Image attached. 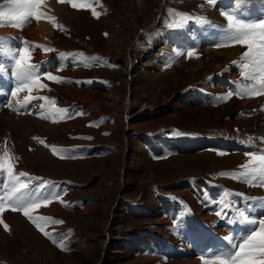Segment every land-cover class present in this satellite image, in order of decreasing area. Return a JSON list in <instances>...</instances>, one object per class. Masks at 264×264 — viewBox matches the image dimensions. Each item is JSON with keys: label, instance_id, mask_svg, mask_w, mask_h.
<instances>
[{"label": "rangeland", "instance_id": "obj_1", "mask_svg": "<svg viewBox=\"0 0 264 264\" xmlns=\"http://www.w3.org/2000/svg\"><path fill=\"white\" fill-rule=\"evenodd\" d=\"M51 1L55 46L48 53L35 49L31 62L63 82L42 77L45 87L31 94L46 99L27 109L19 107L27 91L11 95L18 87L13 56L19 47L31 50L21 41L29 39L25 32L34 21L19 33L0 29V122L25 131L17 142L1 130L0 156L7 151L16 172L64 190L63 204L53 201L33 215L63 222H49L45 230L67 250L21 212L6 210L0 264H203L200 257L210 250H228L225 237L247 228L217 217V202L235 200L241 209L252 204L250 215L264 217L252 199L264 198V187L219 175L243 171L246 153L262 149L233 141L261 131L256 108L243 104L257 101L248 93L262 91L264 76L262 66L244 67L246 46L215 45L225 35L222 13L258 21L264 0H88L84 8ZM229 91L232 97L217 99ZM26 117L28 126L17 123ZM53 146L77 158L61 159ZM4 182L0 177V190ZM229 214L238 216L235 208Z\"/></svg>", "mask_w": 264, "mask_h": 264}, {"label": "snow or ice", "instance_id": "obj_2", "mask_svg": "<svg viewBox=\"0 0 264 264\" xmlns=\"http://www.w3.org/2000/svg\"><path fill=\"white\" fill-rule=\"evenodd\" d=\"M59 2L69 3L73 8L90 7L88 0H59ZM239 3L240 0H237ZM246 3L247 0H244ZM208 3L215 4L216 0H208ZM45 4V0H4L0 4V24L7 22L14 28L22 29L24 26L35 19L40 21L41 18L55 19L54 17H47L41 11V6ZM93 16H97L95 10L92 12ZM187 20L194 19L189 14H180ZM226 17L227 24L223 28L225 35L222 40L218 42L215 47H226L231 45L246 46L247 50L242 54L241 61H248L244 67H249L250 64L264 67V18L258 21H246L238 16V14L222 13ZM198 19V18H197ZM107 35V34H106ZM5 38H0V41ZM22 44L27 45L26 40L21 41ZM35 47H40L36 45ZM18 55H14V68L12 75L16 78L18 87L11 93L16 97L20 92L27 91L29 95L24 97V103L20 104V108L27 109V105L37 99H46L44 97L33 96L31 93L37 87L44 88L45 85L40 83L42 77L49 81L63 82V78L54 75L51 71L39 73V65L32 63V51L27 46L19 47L15 50ZM50 51V49H45ZM182 55V53L178 54ZM195 55L194 50H189L187 56L189 58ZM237 63L236 61L233 64ZM0 65V69H3ZM39 73V74H38ZM237 95H242L236 93ZM249 95H264V91H252ZM234 95L233 91H229L226 95L218 97V100H227ZM11 107V105H8ZM43 109V105H40ZM19 111V108L16 109ZM30 111V110H29ZM58 111L65 113V118H70L67 115L66 109H58ZM42 115V113H40ZM45 119L47 117H44ZM264 142V138H260ZM43 143V141H41ZM53 154L60 153L61 159H75L76 155L71 150H58L55 146L52 148ZM223 154V153H221ZM250 157L247 164L242 165L244 169L239 173L224 172L219 175L229 176L238 181L248 183L250 186L264 187V148L258 151L246 153ZM14 157L10 156L7 151L0 156V177L4 178L2 190H0V215L6 210L12 212H21L32 223L35 224L37 229L41 231L46 237L52 240L53 244L61 247L62 250H67L66 245L59 243L54 238L52 233L45 230L47 224L63 223L62 221L53 220L50 217L34 216L33 213L38 211L41 207L49 206L53 201L59 200L62 204L64 201L61 199L62 192H57L56 189L59 185L56 182L43 180L40 177H32L25 172H16L15 165L13 164ZM6 174V177L5 175ZM25 179H21V178ZM33 181H39L35 188L31 185ZM230 191V190H226ZM231 194V193H230ZM241 198H245L244 194H239ZM258 199L259 205L264 207V198ZM218 207L219 210L215 215L221 219H226L231 224H241L247 228V232L239 236L229 235L225 237L228 242V250L215 251L210 250L200 259L203 264H264V217L256 218L250 215L252 204H249L246 209L237 207L235 200L231 203L224 202L222 206ZM67 206V205H65ZM235 208L238 216L230 215V211ZM0 224L6 231L9 226L0 219ZM206 256L210 258H206Z\"/></svg>", "mask_w": 264, "mask_h": 264}, {"label": "bare ground", "instance_id": "obj_3", "mask_svg": "<svg viewBox=\"0 0 264 264\" xmlns=\"http://www.w3.org/2000/svg\"><path fill=\"white\" fill-rule=\"evenodd\" d=\"M41 11L43 13L46 14L47 17H54L55 14L54 12H57V10L55 9V5L53 3V1H48V2H45V4L43 6H41ZM62 13L63 10L62 9H59V13ZM60 13V14H61ZM63 14V17H65V19L67 18V20L69 19V16L68 14ZM56 19H46V18H41L40 21H36L34 18H33V23L30 25L29 29L25 32L26 35L28 36L29 39H25L29 46H32L31 50H32V54H34V50L35 49H38L40 48L43 52L45 53H48L50 51H45V49H50L52 47L55 46V43L54 41L52 40L53 38V34H55V29L54 27L56 26ZM9 23H5L3 25V28H0L1 29V32L4 33V34H9V33H19L20 32V29H17V28H14L13 26H10L8 27ZM7 26V27H6ZM172 39L175 43H178L179 42V39H177L176 37H173L172 36ZM58 40V39H57ZM17 41V40H16ZM212 39H209V42L211 43ZM208 42V43H209ZM207 43V44H208ZM209 43V44H210ZM10 44L12 45L11 41H10ZM36 45H39L40 47H35ZM170 46L171 45H167V48L170 49ZM227 54V53H226ZM41 55V54H40ZM48 55V54H47ZM226 56H229V58H232L234 55L233 53L231 54H228ZM37 57V56H35ZM34 58V57H33ZM44 60V59H42ZM37 62V61H36ZM169 66V65H168ZM261 72L263 73V76H264V67L261 68ZM10 73V72H9ZM251 75V74H250ZM253 79V77H252ZM255 84V82H254ZM260 85V84H259ZM261 86V85H260ZM262 91H264V81L262 83ZM260 88V87H259ZM35 91V90H34ZM24 91L20 92L21 94L23 93ZM77 92V91H76ZM75 93V92H74ZM20 94V95H21ZM24 95V93L22 94ZM78 95V94H77ZM22 99V98H21ZM253 100V99H252ZM254 101V100H253ZM243 102V101H242ZM244 107L243 108H247L249 110H255L258 112V117L255 119L256 123L258 124V127L260 128V133H258V135L256 136H253V137H236L237 140L233 141L235 142L237 145H241V146H252L254 148L256 147H259V148H264V142L261 141L260 138H264V95H258V98H257V101L255 103H253L252 101L250 100H246L244 102ZM256 112V113H257ZM249 114V113H248ZM6 118V117H5ZM13 120V119H12ZM17 120V119H16ZM25 120V121H24ZM20 121V124H25V126H28L27 125V121H29V118H23L21 120H17V123ZM21 121H24V122H21ZM16 123V124H17ZM6 124V123H5ZM5 124L3 122H0V131L3 130V129H6L8 131H10L12 133V141H16L18 142V137L22 134V133H25L24 129L22 130H19L18 128L14 127L15 124L11 125V127H8L5 126ZM32 124V123H31ZM18 125V124H17ZM9 126V125H8ZM35 126V125H34ZM27 128V127H26ZM21 129V128H20ZM34 130V129H32ZM27 131V130H26ZM259 131V130H258ZM28 132V131H27ZM26 132V133H27ZM14 135L16 137H14ZM24 136V135H23ZM26 136V135H25ZM242 136V135H241ZM17 150L21 151V148L20 146L18 145L17 146ZM4 179V178H3ZM55 209V207L53 208ZM57 210V209H56Z\"/></svg>", "mask_w": 264, "mask_h": 264}, {"label": "crops", "instance_id": "obj_4", "mask_svg": "<svg viewBox=\"0 0 264 264\" xmlns=\"http://www.w3.org/2000/svg\"><path fill=\"white\" fill-rule=\"evenodd\" d=\"M6 22H4V24H5ZM9 44V43H8ZM229 225V224H228ZM223 227H225V226H223Z\"/></svg>", "mask_w": 264, "mask_h": 264}]
</instances>
